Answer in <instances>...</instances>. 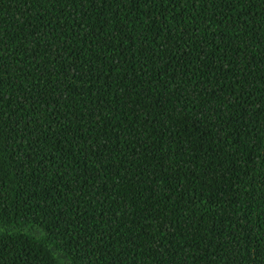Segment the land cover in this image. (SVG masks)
<instances>
[{
    "label": "trees",
    "instance_id": "1",
    "mask_svg": "<svg viewBox=\"0 0 264 264\" xmlns=\"http://www.w3.org/2000/svg\"><path fill=\"white\" fill-rule=\"evenodd\" d=\"M0 264H264V0H0Z\"/></svg>",
    "mask_w": 264,
    "mask_h": 264
}]
</instances>
